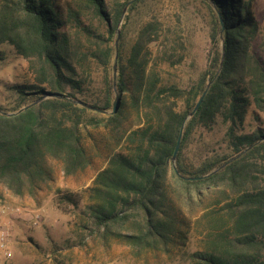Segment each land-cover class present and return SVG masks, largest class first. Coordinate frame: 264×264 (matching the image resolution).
<instances>
[{
	"label": "trees",
	"instance_id": "16d2710c",
	"mask_svg": "<svg viewBox=\"0 0 264 264\" xmlns=\"http://www.w3.org/2000/svg\"><path fill=\"white\" fill-rule=\"evenodd\" d=\"M142 1L0 0V45H12L33 74V83L14 86L10 109L0 105V184L32 196L53 177L51 161L69 176L103 150L82 211L88 235L123 242L134 255L170 252L194 224L202 248L188 253L190 264H264V124L243 130L246 115L264 116V51L257 53L250 1L205 0L208 61L187 89L162 81L152 57L162 31L156 19L127 39L129 13ZM88 12L103 29L83 22ZM219 122L231 152L195 163L185 153L195 129ZM92 129L103 131L100 139ZM75 196L62 193L59 202L78 206Z\"/></svg>",
	"mask_w": 264,
	"mask_h": 264
},
{
	"label": "rangeland",
	"instance_id": "374dc122",
	"mask_svg": "<svg viewBox=\"0 0 264 264\" xmlns=\"http://www.w3.org/2000/svg\"><path fill=\"white\" fill-rule=\"evenodd\" d=\"M249 1L259 26L257 53L263 54L264 0ZM211 14L205 0H143L129 13L126 37L132 39L141 25L156 19L162 31L159 40L152 44V57L158 63L162 81L187 89L206 68ZM83 22L93 23L100 30L103 29L90 12L83 16ZM27 65V60L17 54L12 45H0V105L5 109H10L14 104L16 84L33 83V74ZM93 76L97 82L100 80L99 65L93 67ZM179 105L181 108L183 103ZM262 123V114L260 120H255L249 113L243 130L251 131ZM224 126L219 122L212 128L197 127L187 144V156L197 163L215 153L229 154L231 151L223 136ZM92 131L100 139L99 135L103 131ZM105 160L106 155L100 150L90 165L69 176L63 173L59 162L51 161L53 177L32 196H16L0 184V206L9 210L20 207L22 214L8 215L7 212L1 218L3 225L12 228L9 243L12 258L8 264H190L188 253L202 248L199 241L201 234L198 232L200 227L195 228L194 224L184 242L175 243L170 252L149 250L139 255H134L132 248L123 242L112 239L103 244L101 240L87 234L84 228L86 217L82 213L87 202L86 190L92 185L96 173L105 165ZM66 192L76 194L78 206L59 202V196ZM206 204L207 200L203 205ZM35 212L40 213V219L33 225L28 218Z\"/></svg>",
	"mask_w": 264,
	"mask_h": 264
},
{
	"label": "built area",
	"instance_id": "2783aa9c",
	"mask_svg": "<svg viewBox=\"0 0 264 264\" xmlns=\"http://www.w3.org/2000/svg\"><path fill=\"white\" fill-rule=\"evenodd\" d=\"M20 207L9 210V208L0 206V264H8L12 258V251L10 249V232L12 230L8 225L2 224V216L7 213L8 215H13L15 213H20ZM21 214V213H20ZM40 213L35 212L30 214L28 220L35 225L40 219ZM22 215V214H21ZM11 222V221H10Z\"/></svg>",
	"mask_w": 264,
	"mask_h": 264
},
{
	"label": "water",
	"instance_id": "95a60500",
	"mask_svg": "<svg viewBox=\"0 0 264 264\" xmlns=\"http://www.w3.org/2000/svg\"><path fill=\"white\" fill-rule=\"evenodd\" d=\"M127 5H128V4L125 5V7H124V9H123V11H122L121 18L123 17V15H124V13H125V11H126V9H127ZM219 14H220V13L217 14L218 17H219ZM220 21H221V20H220ZM119 30H120L119 28L116 30V33H117L116 44H117V41H118ZM115 67H116V61L114 62V67H113V76H114V77H115ZM210 83H212V80L208 81L206 88H204V90H203L201 96L199 97V99H198L196 105L194 106L193 110L190 111L189 116H190V115L192 116V114L194 113V111L196 110V108H197V107L200 105V103L202 102V100H203V98H204V95H205V93H206V90H207V88L209 87ZM52 95H56V94L52 93ZM31 104H32V103H31ZM118 104H119V97H118L117 94H116L115 99H114V104H112V110H111L112 113H114V112L116 111ZM81 105H83V106H85V107H88V108H91L89 105H86V104H81ZM29 106H30V104H29V105H25V106L23 105V106H21L20 108H18V109L15 110V111H12V112H5V111H3V112H4L5 115H7V116H13V115H16V114L20 113L22 110L27 109ZM95 109H98V108H95ZM180 140H181V133H180L179 136H178L177 143H175V147H174V151H173V155H172L173 162L176 161V154H177V151H178V147H179ZM240 154H241V152L238 153L237 155H235L234 157H232L228 162H227V161H226V162L229 163L230 161H232L233 159H235L236 157H238ZM223 164H224V163H223ZM218 168H219V167H218ZM218 168L214 169L211 173L217 171ZM211 173H209V174H211ZM209 174L207 173V174H205V175H201V176H194V177L184 176V177H185V178H190V180H193V179H200V178H203V177H205V176H207V175H209Z\"/></svg>",
	"mask_w": 264,
	"mask_h": 264
}]
</instances>
